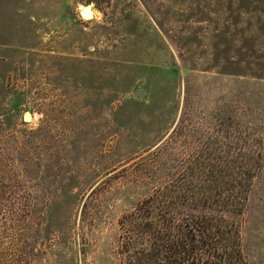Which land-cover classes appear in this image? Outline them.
Segmentation results:
<instances>
[{"label":"rangeland","instance_id":"1","mask_svg":"<svg viewBox=\"0 0 264 264\" xmlns=\"http://www.w3.org/2000/svg\"><path fill=\"white\" fill-rule=\"evenodd\" d=\"M184 126L259 140L239 218L264 264V0H0V264H121Z\"/></svg>","mask_w":264,"mask_h":264},{"label":"trees","instance_id":"2","mask_svg":"<svg viewBox=\"0 0 264 264\" xmlns=\"http://www.w3.org/2000/svg\"><path fill=\"white\" fill-rule=\"evenodd\" d=\"M186 128L174 130L194 154L168 158L162 184L119 220L121 264H247L239 217L260 166L259 140Z\"/></svg>","mask_w":264,"mask_h":264},{"label":"bare ground","instance_id":"3","mask_svg":"<svg viewBox=\"0 0 264 264\" xmlns=\"http://www.w3.org/2000/svg\"><path fill=\"white\" fill-rule=\"evenodd\" d=\"M81 16L84 18H90L92 16V11L89 8H83L81 10Z\"/></svg>","mask_w":264,"mask_h":264},{"label":"water","instance_id":"4","mask_svg":"<svg viewBox=\"0 0 264 264\" xmlns=\"http://www.w3.org/2000/svg\"><path fill=\"white\" fill-rule=\"evenodd\" d=\"M87 7H88V6H87ZM24 119H25V120H29V114H25V115H24Z\"/></svg>","mask_w":264,"mask_h":264}]
</instances>
